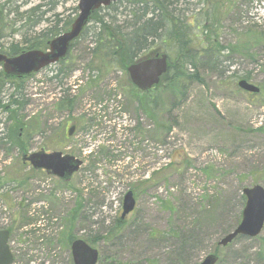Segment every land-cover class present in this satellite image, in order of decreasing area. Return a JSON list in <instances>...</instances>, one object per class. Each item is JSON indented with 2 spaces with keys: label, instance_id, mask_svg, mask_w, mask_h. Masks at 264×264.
<instances>
[{
  "label": "rangeland",
  "instance_id": "rangeland-1",
  "mask_svg": "<svg viewBox=\"0 0 264 264\" xmlns=\"http://www.w3.org/2000/svg\"><path fill=\"white\" fill-rule=\"evenodd\" d=\"M5 2L0 1V52L11 43L34 44V38L45 50L42 33L55 20H71L70 27L79 14V0H12L10 7ZM221 2L222 44L234 43L235 32L242 33L249 24L264 26V0ZM208 4L210 0H191L189 6L205 12ZM36 7L27 20V12ZM135 7L122 1L116 12L102 14L123 24ZM18 8V16L8 14ZM94 25L91 21L64 61L22 80L6 81L0 75L2 104L14 93L20 101L14 118L0 109V136H8L0 143V229L10 231L12 264H73L75 238L98 250V264H200L212 253L220 264H264V228L256 239L239 238L231 247L217 244L240 221L242 189L264 187V94L253 96L238 88L230 71L219 76L205 69L200 72L203 82L193 84L188 100L173 115L165 110L160 142L155 134L163 120L147 117L153 114L154 96L165 106L169 96L155 89L127 92L126 72L111 71L103 62L100 73L89 54ZM199 44L195 39L193 47ZM149 50L171 54L177 64L176 43L158 39ZM238 59V74L252 71L251 82L264 85V66ZM91 79L100 81L101 89L87 91ZM72 87L78 89L82 105L71 114L57 112L62 90ZM114 88L115 96L103 91ZM72 123L76 131L65 140ZM63 126L62 133L56 130ZM41 149L74 155L83 165L64 183L22 161L23 154ZM129 190L137 205L122 221L123 197Z\"/></svg>",
  "mask_w": 264,
  "mask_h": 264
},
{
  "label": "trees",
  "instance_id": "trees-1",
  "mask_svg": "<svg viewBox=\"0 0 264 264\" xmlns=\"http://www.w3.org/2000/svg\"><path fill=\"white\" fill-rule=\"evenodd\" d=\"M11 1L6 0L3 5L7 4L10 7ZM122 1L136 5L134 11H131V14L128 15V18L123 24L118 23L116 16H111L106 13L102 14L103 11L112 10L116 12L118 4ZM210 1L211 4H208L207 7L209 8L205 12L203 10L198 12L194 11V9L190 10L189 4H191V0H146L143 2H139L138 0H121L108 7L101 8L93 14L91 19L96 24L91 31L93 39V46L89 50L92 58L91 63L98 62L97 67H99L98 70L100 73H102L99 65L100 62H103L105 65H110L112 68L111 71L121 70L122 72H126L128 65L144 57H150L151 55L159 53L157 50H149L154 41L165 38V41L170 42V46L176 43L178 50L175 53L179 55L176 59L177 64L173 63L174 59L169 54V69L162 77L161 83L155 88V91L166 93L169 96V104L165 106V102L162 99L158 101V98L154 96V101L151 106L153 114L151 118L147 117L152 121L153 119L165 120V110L169 115H173L174 110H177L180 107L179 105L188 100L193 84H201L203 82L200 72L205 69L216 72L219 76H222L226 71H230V78L233 79L232 82L234 84L240 79L251 81L254 78L253 72L243 71V73L238 74V70L236 69L238 65L237 61L240 58L245 62L248 61L251 64L259 66V68L264 66V26L257 23L249 24L244 28L242 33L235 32L237 40L234 43L224 45L220 40L221 20L224 15L222 10L223 6L221 5L222 2L221 0ZM180 4L181 7H179ZM0 5L2 6V4ZM37 9V7L31 8L26 14V19L29 20L31 16H34L29 13ZM74 9L76 10V8ZM188 12L192 15L189 16ZM8 14H13L14 17L16 15L18 16L19 8L9 11ZM20 16L24 17L23 14H20ZM190 18L192 19L191 21H189ZM70 22L71 20L66 22L55 20L54 25L42 33L43 35L41 34L42 37L39 39L42 41V44L46 47L47 42L51 38L69 28ZM36 24L32 26L34 27ZM86 34L87 29H85L81 37H84ZM198 38L200 39V44L193 47L194 40ZM34 39L36 40L34 44L30 41L25 42L28 46L24 47L18 43H11L3 53L15 56L25 50L37 49L40 47V42H37V38ZM233 66H235L236 70H230ZM124 77L126 86L130 87L127 92L138 93L125 74ZM89 81L91 85L88 84L87 91L101 89L100 81L97 83L95 79ZM259 86L261 92L259 94H252L253 96L264 94V85L260 84ZM120 87L123 88L124 86ZM115 89L108 91L104 89L103 91L105 94L112 93L115 96ZM62 93L63 95L56 104L57 112L71 114L76 108L82 105L79 102L81 98L77 88L63 89ZM134 94L132 95L135 98L136 95ZM16 95V93L11 94L7 104H2L0 97V109L8 112L10 119L14 118L15 113L20 109V101L15 98ZM82 120H84V117L80 118V121ZM164 120L159 122L161 125L155 134L157 140L160 142H163L165 137ZM140 127L141 124L139 125L138 123L137 128ZM171 127H168V129H171ZM63 128L64 126L56 130H61L62 133ZM7 137L6 135L0 136V143H4V139ZM15 146L22 151L24 150L19 142H15ZM122 223V221H118L116 225L121 226ZM231 230L232 228L225 231L220 238ZM110 235L113 236L111 233ZM87 242L89 243V241ZM228 247H231V245ZM108 260L110 259L108 258ZM115 263L111 261L109 264ZM220 263L221 259L219 257L217 264Z\"/></svg>",
  "mask_w": 264,
  "mask_h": 264
},
{
  "label": "water",
  "instance_id": "water-1",
  "mask_svg": "<svg viewBox=\"0 0 264 264\" xmlns=\"http://www.w3.org/2000/svg\"><path fill=\"white\" fill-rule=\"evenodd\" d=\"M119 0H79V14L71 24V27L64 33L58 35L49 42L47 51L33 49L20 53L16 56H7L0 53V66L8 77H26L32 73L64 59L69 51L70 44L77 39L83 29L87 26L93 12L102 6H108ZM168 69L167 55H156L155 57L141 60L130 65L127 72L131 82L141 91H148L157 85L163 74ZM238 86L247 92L258 93L259 88L246 81L240 80ZM72 126L68 134L72 135ZM29 161L34 169H44L48 174L55 175L63 181H69L72 175L79 171L82 161L75 156L55 151L46 153L44 151L34 152L23 157ZM246 198L242 211V219L239 225L225 237L219 244L227 246L237 237H257L264 226V188L254 185L244 188L242 191ZM136 206L132 191H128L123 199V212L121 219L130 214ZM9 231L0 230V264H12L14 257L8 244ZM71 252L74 264H97L98 250L91 247L84 240L77 239L71 245ZM218 257L215 255L206 256L200 264H215Z\"/></svg>",
  "mask_w": 264,
  "mask_h": 264
},
{
  "label": "flooded vegetation",
  "instance_id": "flooded-vegetation-1",
  "mask_svg": "<svg viewBox=\"0 0 264 264\" xmlns=\"http://www.w3.org/2000/svg\"><path fill=\"white\" fill-rule=\"evenodd\" d=\"M67 125H68V123H67ZM72 126L74 127V131H73L72 135H68V134H67V130H68V128L66 127V131L64 132V139H65V140H69L70 137L73 136V134L75 133V131H76V124L72 123V124L70 125V128H71ZM63 129L65 130V127H64ZM40 151H45V152H47V151L44 150V149H41ZM50 152H51V151H50ZM24 163L29 164L27 161H24Z\"/></svg>",
  "mask_w": 264,
  "mask_h": 264
}]
</instances>
